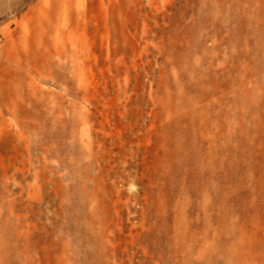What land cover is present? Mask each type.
I'll return each mask as SVG.
<instances>
[{"label": "rangeland", "instance_id": "1", "mask_svg": "<svg viewBox=\"0 0 264 264\" xmlns=\"http://www.w3.org/2000/svg\"><path fill=\"white\" fill-rule=\"evenodd\" d=\"M0 264H264V0H0Z\"/></svg>", "mask_w": 264, "mask_h": 264}]
</instances>
